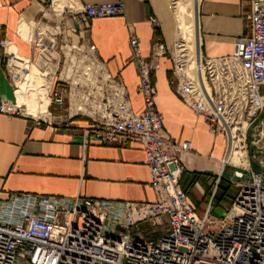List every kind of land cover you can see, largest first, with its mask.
<instances>
[{
    "label": "built area",
    "instance_id": "obj_1",
    "mask_svg": "<svg viewBox=\"0 0 264 264\" xmlns=\"http://www.w3.org/2000/svg\"><path fill=\"white\" fill-rule=\"evenodd\" d=\"M54 1L48 0L51 7ZM123 15V1L117 0L66 9L56 17L59 31L53 50H58V59L52 63L49 78L48 115L33 118L13 100L0 99V116L68 131L80 137L83 147L140 144L155 201L12 194L0 200V264H264V166L259 164V171L234 167L235 180L229 182L238 192L223 217L213 216L211 201L197 215L180 183L187 169L182 157L191 152V142L177 144L166 133L163 115L155 108L157 91L151 79L160 70L159 60L167 57L174 94L203 118L212 135H224L231 150L237 141L233 129L255 126L264 116V0H249L248 33L235 40L231 56L205 59L196 51L197 70L203 67L204 80L188 74L189 51L182 41L175 39L170 47L157 43L146 58L128 25L137 90L144 104L138 114L132 110L124 81L111 75L96 46L88 38L73 44L66 37L67 30L80 31L74 22L87 25L94 19ZM64 16L72 25L65 21L60 28ZM147 21L158 27L153 17ZM27 43L31 47L28 59L19 55L12 42L0 39L2 64L13 95L20 76L10 70L11 61L33 58L34 44ZM79 119H86L89 126L81 127ZM236 132L243 139L247 162L255 160L247 133ZM221 162L231 166L224 158ZM221 179L218 174L211 182L214 191ZM144 225L148 226L146 234H154L146 238L140 233Z\"/></svg>",
    "mask_w": 264,
    "mask_h": 264
},
{
    "label": "crops",
    "instance_id": "obj_2",
    "mask_svg": "<svg viewBox=\"0 0 264 264\" xmlns=\"http://www.w3.org/2000/svg\"><path fill=\"white\" fill-rule=\"evenodd\" d=\"M74 1L73 9H78L87 4L114 3L117 0ZM122 1L123 16L94 19L87 25L74 22L80 31L75 34L67 30L66 37L73 44L88 38L96 46L111 75L124 81L132 110L138 114L143 111L144 104L137 90L138 76L132 63L127 26L132 27L146 58L151 56L155 44L163 43L170 47L175 39L181 37L174 16L175 0ZM48 4V0H0V39L6 38L16 46L20 56L29 58L31 47L18 35L23 17L38 24L43 19L58 21L53 15L50 18L44 16L45 10L51 9V6L46 7ZM248 12L249 0H199L193 15L194 22H191L196 25V46L202 57L219 59L231 56L235 40L248 33L245 17ZM149 17L156 20L158 27L148 23ZM62 19V23L67 21L72 25L67 16ZM60 28H63L62 24ZM159 64L160 70L154 72L151 79L157 91L155 108L163 115L166 133L177 144L185 140L191 142V152L182 157L186 167L190 158L199 167L215 168V162L227 152L226 138L212 135L203 118L196 116L174 94L169 85L172 75L170 60L162 57ZM13 97L0 48V99L12 101ZM77 122L81 127L89 126L86 119ZM250 145L254 150L260 148L259 143L250 142ZM251 164L254 171L260 170L254 161ZM195 172L219 174L217 170H191L187 167L183 183H190L188 175ZM203 187L202 182L195 183L186 194L197 213L201 206L204 205V210L206 208ZM12 194L68 200L80 196L110 202L155 201L140 144H90L83 147L80 137L68 131L55 130L44 124L35 125L23 118L0 116V200L8 199Z\"/></svg>",
    "mask_w": 264,
    "mask_h": 264
},
{
    "label": "bare ground",
    "instance_id": "obj_3",
    "mask_svg": "<svg viewBox=\"0 0 264 264\" xmlns=\"http://www.w3.org/2000/svg\"><path fill=\"white\" fill-rule=\"evenodd\" d=\"M177 9L180 14V18L185 22H194L193 16L196 13L197 4L199 0H175ZM74 8V3L71 0H55L51 9L45 10V17L50 18L52 15L55 17L62 16L66 9ZM177 11L175 10V20L177 23ZM23 26L20 28L19 36L29 43L34 44L35 52L31 60L25 62L11 61L10 70L20 76L19 79L15 80V95L13 101L17 107L23 108L26 113L31 115L33 118L47 116L49 99L47 96L50 76L53 73L52 63H56L58 59L57 51L53 50L55 45L54 36L58 34L59 29L52 27L47 24H38L35 20H27L23 17ZM178 27V25H177ZM185 44L186 49L189 51L190 65L188 68V74L193 78H200L204 80V69L197 70L196 65V33L192 36L184 35L182 39H178ZM199 51V50H198ZM28 59V58H27ZM25 69V72L23 70ZM205 83V81H204ZM207 86V85H206ZM207 89L209 90L208 86ZM264 90V86L262 87ZM263 120L259 121L255 126H247L243 124L242 127H236L232 131V136L237 141L232 143L230 150V143L227 145V152L225 154L224 162L228 161L231 167H252L251 162L257 163L264 166V116ZM244 131L247 133L249 139L248 146L255 155V160L247 162L242 151L243 139L237 137L236 131ZM250 142L255 144L259 143L260 148L254 150L250 145ZM262 144V145H261ZM262 146V147H261ZM186 154L185 156H188ZM222 158V159H223ZM221 159V160H222ZM217 160L215 162V168L199 167L195 165L189 158L187 167L191 170H217L221 177L225 176L226 165ZM253 170V169H252ZM232 179V176L229 177ZM246 179V177H243Z\"/></svg>",
    "mask_w": 264,
    "mask_h": 264
},
{
    "label": "rangeland",
    "instance_id": "obj_4",
    "mask_svg": "<svg viewBox=\"0 0 264 264\" xmlns=\"http://www.w3.org/2000/svg\"><path fill=\"white\" fill-rule=\"evenodd\" d=\"M176 2V1H175ZM46 7H50V5L48 4V5H46ZM177 12V25H178V31H179V35H180V37L182 38V36H184V35H187V36H192V35H194L195 34V32H196V25H193V23L192 22H185V21H183V19L182 18H180V14H179V11H178V9H177V5H176V9H175ZM47 22H49V21H47L46 19H43V22H40L39 24H46ZM49 25L50 26H56V25H58V22L57 21H55V22H49ZM62 25H63V23H62ZM23 26V25H22ZM58 51V50H57ZM207 75V74H206ZM208 79H209V77H208ZM264 115V114H263ZM263 119V118H262ZM261 119V120H262ZM264 124V123H263ZM236 133V135H238V132H235ZM224 136V135H223ZM225 137V136H224ZM236 140V139H235ZM247 140H248V137H247ZM247 140H246V145H247ZM249 142V141H248ZM246 160V159H245ZM247 161V160H246ZM257 164V163H256ZM259 167V166H258ZM235 171H236V169L234 168V167H231V166H228V167H226V170H225V176H223V178L225 179H221V181L222 182H225V183H227V184H229L230 186H232V188H234L237 192H238V188H236L235 186H233L230 182H229V180H232V181H234L235 179H233L234 177H233V174L235 173ZM195 173H199V174H205L206 175V179H204L203 180V183H204V194H205V191H206V188H209L210 187V192H209V199H208V203H207V205L210 203V201H211V208H212V210H213V216H215V217H223L224 216V214H225V208L226 207H228L227 206V204H225V206H220V207H214V205H213V203H212V200H213V198H214V195H215V192H216V190L214 191V187H213V184L211 183L215 178H216V176H213V174L212 173H209V172H205V173H201V172H195ZM232 176V179H230L229 177H231ZM206 182H208L209 184L207 185V183ZM206 187V188H205ZM217 189V188H216ZM235 198V197H234ZM204 203H206L205 201H204ZM207 205H206V207H207ZM196 207V206H195ZM196 209H197V207H196ZM199 210V212L197 213V215H199V216H201L202 214H203V211H205L204 210V205L203 206H201V208H198ZM206 209V208H205ZM144 228H148V226H146V225H144L142 228H141V230H140V233H142L146 238L147 237H150V235H153L154 233H150V232H148L147 234H146V232H145V230H144Z\"/></svg>",
    "mask_w": 264,
    "mask_h": 264
},
{
    "label": "trees",
    "instance_id": "obj_5",
    "mask_svg": "<svg viewBox=\"0 0 264 264\" xmlns=\"http://www.w3.org/2000/svg\"><path fill=\"white\" fill-rule=\"evenodd\" d=\"M185 174H186L185 172L182 174L180 183H181V187H182L183 191L186 194H188V190L195 183H198V182L203 183V180L206 179L205 174L203 175V174H199V173H192V174L188 175L191 178L190 183L186 184V183H183V177ZM203 186H204V183H203ZM209 192H210V187L206 188L205 194L203 196V200L206 202V205H207L208 199H209ZM236 194H237V191L234 188H232V186H230L229 184L222 182L220 180V182L217 186L214 198L212 200V203H213L214 207L225 206V204H227V206L229 207L231 205V203L233 202ZM228 207H226V208H228Z\"/></svg>",
    "mask_w": 264,
    "mask_h": 264
}]
</instances>
